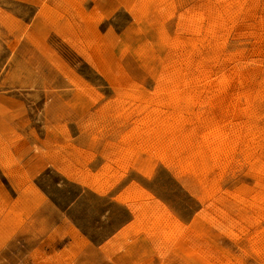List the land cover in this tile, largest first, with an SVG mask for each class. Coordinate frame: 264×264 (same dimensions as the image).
I'll list each match as a JSON object with an SVG mask.
<instances>
[{
  "label": "rangeland",
  "instance_id": "374dc122",
  "mask_svg": "<svg viewBox=\"0 0 264 264\" xmlns=\"http://www.w3.org/2000/svg\"><path fill=\"white\" fill-rule=\"evenodd\" d=\"M0 264H264V0H0Z\"/></svg>",
  "mask_w": 264,
  "mask_h": 264
}]
</instances>
